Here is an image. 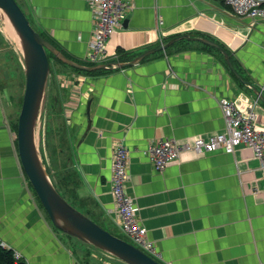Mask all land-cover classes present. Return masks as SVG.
I'll return each instance as SVG.
<instances>
[{
	"label": "crops",
	"instance_id": "0c3cea01",
	"mask_svg": "<svg viewBox=\"0 0 264 264\" xmlns=\"http://www.w3.org/2000/svg\"><path fill=\"white\" fill-rule=\"evenodd\" d=\"M19 1L39 33L70 58L84 61L94 27L87 0ZM128 3V23L108 43L106 63L130 62L161 46V20L165 43L190 35L219 44L231 55L245 84L217 49L187 40L137 66L79 75V86L58 96L61 103L69 100L64 104L71 115L66 134L80 198L107 230L121 232L112 165L114 146L123 142L130 156L127 190L136 200L159 262L264 264V173L248 147L234 155L184 154L163 173L155 171L145 155L149 145L162 139L183 142L224 132L219 106L223 97L244 112L254 108L256 127L264 132V103L255 94L256 90L264 97V21L239 18L221 0ZM1 41L6 48L0 47V70L9 60L16 63L11 44ZM122 56L131 59L119 60ZM90 100L92 127L84 137ZM16 114L10 91L0 87L1 244L19 252L27 264H107L90 253L117 264L73 238L88 254L80 259L66 240L70 236L54 227L23 169Z\"/></svg>",
	"mask_w": 264,
	"mask_h": 264
},
{
	"label": "water",
	"instance_id": "95a60500",
	"mask_svg": "<svg viewBox=\"0 0 264 264\" xmlns=\"http://www.w3.org/2000/svg\"><path fill=\"white\" fill-rule=\"evenodd\" d=\"M0 21L3 26L8 21L12 26L15 40H10L6 35L5 38L12 48L16 47L19 50L26 78L17 130L20 160L26 176L52 224L67 236L123 264H162L131 243L103 229L73 207L56 189L44 161V157L46 156L45 121L51 72L48 53H51L63 64L75 70L92 73L104 70H122L137 66L147 57L158 52H165L177 42L183 40L194 41L217 49L224 56L229 69L244 83L242 77L232 64L231 55L213 41L183 35L171 39L165 45L139 55L130 62H113L87 66L68 58L55 45L35 30L16 0H0ZM127 23L128 18L124 20L123 26H126ZM255 94L264 103L262 94L256 90ZM91 105L92 101L90 100L87 104L88 124L84 137L88 135L92 127L90 117Z\"/></svg>",
	"mask_w": 264,
	"mask_h": 264
},
{
	"label": "built area",
	"instance_id": "2783aa9c",
	"mask_svg": "<svg viewBox=\"0 0 264 264\" xmlns=\"http://www.w3.org/2000/svg\"><path fill=\"white\" fill-rule=\"evenodd\" d=\"M87 1L94 17V27L89 53L84 61L93 65L104 64L108 59V42L119 29H122L123 21L131 7L128 0ZM221 1L239 18L264 21V0ZM163 25L164 22L159 20L161 40L165 33L161 30ZM64 83L66 84L67 80ZM219 106L226 124L224 132L183 142L167 138L149 145L145 155L154 170L163 173L169 165L178 162L184 154L205 156L223 151L234 155L239 148L248 147L261 161L264 173V132L256 127L254 108L244 112L234 100L227 97L219 99ZM129 158L126 145L123 142H117L113 150L112 193L116 212L120 218V229L132 245L157 259L160 256L154 243L148 238L147 228L141 222L136 200L127 190L130 178ZM15 257L17 260L22 259V255L17 251H15Z\"/></svg>",
	"mask_w": 264,
	"mask_h": 264
},
{
	"label": "rangeland",
	"instance_id": "374dc122",
	"mask_svg": "<svg viewBox=\"0 0 264 264\" xmlns=\"http://www.w3.org/2000/svg\"><path fill=\"white\" fill-rule=\"evenodd\" d=\"M17 1L21 5L22 9L25 11L27 16L29 17V19H30V21H31V23H32V25L34 27L33 20L31 18V16L24 9L23 3L21 1H19V0H17ZM5 35L10 40L14 41L12 36L7 31H4V26H3V24L0 21V36H1L0 37V43L2 45L4 43L1 41V38L5 40L6 39ZM164 38H166V37L164 36L163 39L160 41L161 45H165L166 44L165 43L166 40ZM111 39H112V37H111ZM110 40H109V42H110ZM6 41H7V39H6ZM0 47H2V46H0ZM2 48L4 50L6 47L3 46ZM10 49H11V47H10ZM11 52L13 53L14 58H16V63H14L13 61L9 60L1 68V70H0V87L3 88V89H6V90L8 89L10 91V98H11V101H13V108H14V111L17 112L16 119H17V124H18V118H19V115H20V111H21V107H22V101H23V96H24L26 78H25L23 62L21 60V56H20L19 50H17L16 47H14ZM83 62H85V61H83ZM85 63H87V62H85ZM50 66H51V72H50V77H49L50 80H49L48 96H47L46 121L48 123V126H50V134L49 135L51 136L50 137L51 138V144L54 145L52 151H53V153H57L56 154L55 165L57 167H59V168H66L68 166V164H66V161L68 160V157L70 156V152H69V150H67V148H66L67 146L65 144V146L63 147L65 149V152L59 153L60 152L59 142H58V140L54 139L53 136L57 132V130H55V128H57V127L58 128L62 127L64 131L69 130L68 126H67V124H68L67 121H70L71 115H69V111H67L66 107L64 106V104L67 103V101L69 102V100H66V101L62 102L63 104L60 101L59 102L60 104L58 105V108H56V106H55V100H56V97H58V99L60 100V98L58 96L60 91H62L64 89L65 90L68 89L69 91H71L72 87H78L79 86L78 83L76 82V79H78L79 75L74 73V71H72L71 69H68L66 67V65L64 66V65L58 64L54 59H51ZM59 77L61 79H59ZM66 77H67V79H64ZM65 80H67V82H69V83L65 84L64 83ZM56 87H57V89H56ZM55 90H58V91H55ZM62 92H64V91H62ZM59 110H60V112H59L60 118L57 115V111H59ZM48 114L50 115V117L48 116ZM48 117H49V120H48ZM46 121H45V136H46ZM65 126L67 127V129L65 128ZM68 134H69V132H68ZM66 136H67V134H66ZM67 137H68V140H69V136H67ZM68 144H69V146L71 148V155H72V147H71L69 141H68ZM49 153H50V150H49ZM28 182H29V180H28ZM29 184H30V182H29ZM34 193H35V191H34ZM35 195H36V193H35ZM116 235L124 237L127 241L131 242L123 233H121L119 231L116 232ZM67 237H65V238H67ZM66 240L71 242L72 249L74 250V254H77V256H79L80 259L81 258L82 259L83 258L87 259L88 254L87 253L83 254L82 250H80V247L83 246V245H81L80 243L74 241L73 238H70V237H68ZM101 255L105 256L103 254H101ZM89 257H93L95 260L101 261L103 263L111 264V263H109L107 261V259H105V258L102 259V257H98V255L95 254V253L94 254L90 253ZM107 258H108V260L111 259L109 257H107ZM111 260H113V259H111ZM117 264H123V263L117 261Z\"/></svg>",
	"mask_w": 264,
	"mask_h": 264
},
{
	"label": "trees",
	"instance_id": "16d2710c",
	"mask_svg": "<svg viewBox=\"0 0 264 264\" xmlns=\"http://www.w3.org/2000/svg\"><path fill=\"white\" fill-rule=\"evenodd\" d=\"M16 2L18 3V1L16 0ZM19 4V3H18ZM19 6L21 7V5L19 4ZM22 9V7H21ZM23 10V9H22ZM24 11V10H23ZM25 13V11H24ZM26 14V13H25ZM27 16V14H26ZM28 17V16H27ZM29 19V17H28ZM30 20V19H29ZM31 23V21H30ZM32 25V23H31ZM33 26V25H32ZM35 28V27H33ZM36 30V29H35ZM41 34V33H40ZM42 35V34H41ZM43 36V35H42ZM44 38H46L45 36H43ZM47 39V38H46ZM48 41H50L49 39H47ZM171 40V39H170ZM168 40L166 42V44L170 41ZM51 42V41H50ZM183 41H181L182 43ZM52 43V42H51ZM53 44V43H52ZM54 45V44H53ZM176 45V44H175ZM174 46V45H173ZM160 47V46H159ZM62 52V51H61ZM217 53L220 55V57L224 59V56L221 55L220 52L217 51ZM65 54V53H64ZM66 55V54H65ZM67 56V55H66ZM48 57L49 60L51 61V59H54L58 64L60 65H64L61 61H59L57 58H55L51 53H48ZM68 58H70L69 56H67ZM72 59V58H70ZM131 58H128L126 56H122L119 58V60H123V61H127L130 60ZM74 60V59H72ZM76 61V60H74ZM82 65H87V66H95L93 64H89V63H85L83 61H76ZM66 67L68 69H71L72 71H74V73L78 74V75H83V76H93L95 74L98 73H103L105 71H97V72H92V73H87V72H81L79 70H75L69 66L66 65ZM23 102V101H22ZM59 99L58 97H56L55 100V106L57 107L59 105ZM47 111V109H46ZM59 116V114H57ZM48 116L50 117V115L48 114ZM48 117V120H49ZM60 118V116H59ZM19 119V118H18ZM18 128V124L16 126V129ZM52 128V127H51ZM55 130H57V132L54 134V139L58 140L59 142V147H60V152H65V149L63 148L66 144V148L67 150H69L70 152V156L68 157V160L66 161V164H68V166L66 168H59L55 165V160H56V154L57 153H53V144H51V136L50 134V126H48V123L46 121V136H45V147H46V156L45 158V164L47 166V171L49 173V175L52 178V181L56 187V189L58 190V192L61 194V196L63 198H65L73 207H75L77 210H79L81 213H83L84 215H86L88 218H90L92 221H94L95 223H97L99 226H101L103 229H105L106 231L110 232L109 230H107L105 228V226H103L96 218H95V213L90 211L89 208V204H87L86 202H84L80 196H79V188H80V179L78 177V174L76 172V170L74 169V160H73V154L71 155V148L68 144V137L66 136V131L63 130V128H55ZM57 148V147H56ZM50 150V153H49ZM37 197V195H36ZM38 199V197H37ZM39 200V199H38ZM40 202V200H39ZM41 203V202H40ZM42 209L44 210V212L46 213L45 209L43 208L42 204H41ZM47 214V213H46ZM48 216V215H47ZM111 234L127 241L124 237H121L119 235H116L112 232H110ZM129 242V241H127ZM130 243V242H129ZM0 264H27L25 261L23 260H17L15 257V250L11 249V248H7L5 246H3L0 243Z\"/></svg>",
	"mask_w": 264,
	"mask_h": 264
},
{
	"label": "bare ground",
	"instance_id": "6f19581e",
	"mask_svg": "<svg viewBox=\"0 0 264 264\" xmlns=\"http://www.w3.org/2000/svg\"><path fill=\"white\" fill-rule=\"evenodd\" d=\"M4 31H7L12 36L13 40H15V33L9 21L5 24Z\"/></svg>",
	"mask_w": 264,
	"mask_h": 264
}]
</instances>
